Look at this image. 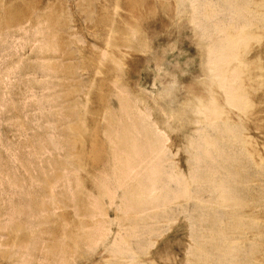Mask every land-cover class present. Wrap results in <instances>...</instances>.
<instances>
[{
  "label": "rangeland",
  "instance_id": "obj_1",
  "mask_svg": "<svg viewBox=\"0 0 264 264\" xmlns=\"http://www.w3.org/2000/svg\"><path fill=\"white\" fill-rule=\"evenodd\" d=\"M0 264H264V0H0Z\"/></svg>",
  "mask_w": 264,
  "mask_h": 264
},
{
  "label": "bare ground",
  "instance_id": "obj_2",
  "mask_svg": "<svg viewBox=\"0 0 264 264\" xmlns=\"http://www.w3.org/2000/svg\"><path fill=\"white\" fill-rule=\"evenodd\" d=\"M249 8H250V7H249ZM206 9H207V8H206ZM207 10H208V9H207ZM244 10H245V9H244ZM206 13H207V12H206ZM210 13H211V12H210ZM249 13H250V12H249ZM207 14H208V13H207ZM251 14H253V13H251ZM260 17H261V16H260ZM250 20H251V18H250ZM251 21H252V20H251ZM252 24H253V23H252ZM233 27H234V26H233ZM241 27H242V26H241ZM248 27H249V26H248ZM248 27H247V28H248ZM251 27H252V26H251ZM259 27H260V26H259ZM234 28H235V27H234ZM243 28H244V30H245L246 27H243ZM243 28H238V29H242V31H243ZM234 31H235V30H234ZM242 31H241V32H242ZM245 32H247V29L245 30ZM248 32H249V31H248ZM47 33H48V32H47ZM52 33H53V32H52ZM229 33H230V31H228V34H229ZM225 34H226V38H227V37L229 38V35H228L227 33H225ZM230 34L233 35V33H230ZM238 34H241V33H238ZM238 34L236 33V35H238ZM261 34H262V33H261ZM232 35H230L231 37H230L229 39H232ZM236 35H235L234 37H236ZM242 35H243V33H242ZM242 35H241V36H242ZM244 35H245V34H244ZM246 35H250V34H247V33H246ZM239 37H240V35H239ZM246 37H247V36H246ZM246 37H245V38H246ZM256 37H257V36H256ZM241 38L243 39L244 36H243V37H240V38H238V36H237V39H238V40H237L236 38H234V39L237 40V41L234 40V41L232 42V40H233V39H232L231 42H232L233 44H231V45H229V46L231 47V46H234V45H238L237 42H241V41H240ZM249 38H250V37H249ZM249 38H247V39L249 40ZM229 39H228V40H229ZM242 39H241V40H242ZM243 40H244V39H243ZM243 40H242V42H241L242 44H243V42H244ZM248 40H246V41H248ZM246 41H245V42H246ZM226 42H228L227 39H226ZM229 42H230V41H229ZM229 42L226 43V44L228 45ZM231 42H230V43H231ZM234 42L237 43V44H235ZM245 42H244V43H245ZM246 44H247V42H246ZM227 45H226L225 48H227V50H229L228 48H230V47H228ZM238 46H239V45H238ZM245 46H246V45H245ZM240 47H241V45L239 46V48H240ZM231 48H233V47H231ZM231 48H230V51L232 50ZM235 48H236V49H235ZM237 48H238V47L234 46V48H233L234 51H233V52H235L236 50H238ZM243 48H244V47H242V49H243ZM242 49H241V50H242ZM241 50H240V51H241ZM231 52H232V51H231ZM233 52H232V53H233ZM238 52H239V50H238ZM238 52H237V53H238ZM232 53L230 54L229 51H228L227 54L230 55L231 59L229 58V55H228V57L225 56V57H227V58H225V59H226L225 61H227V62H228V61H231L230 63H232L234 60L237 61V58L232 56V55H234V53H233V54H232ZM237 53H235L236 56L239 55V53H238V54H237ZM240 54H241V53H240ZM235 55H234V56H235ZM232 57H233V58H232ZM260 57H261V56H260ZM228 58H229V60H227ZM234 58H235V59H234ZM232 60H233V61H232ZM249 60H250V59H249ZM239 61H240V60H239ZM243 63H244V62H242V64H243ZM245 63H247V62H245ZM225 64H226V63H225ZM228 64H229V63H228ZM235 66H236V65H235ZM236 68H237V67H236ZM223 70H224V69H223ZM227 70H228V68H227ZM229 71H230V70H229ZM235 71H236V70H235ZM223 72H224V71H223ZM223 72H222V73H223ZM226 72H227V71H226ZM231 72H233V71H231ZM237 72H240V70H239V71L237 70L236 73H237ZM231 75H232V74H231ZM240 75H241V74H240ZM236 76H237V75H236ZM225 77H226V75H225ZM233 77H234V76H233ZM238 79H239V78H238ZM234 81H235V79H234ZM223 83H225V82H222L221 84L224 85ZM244 83H245V82H244ZM225 84H226V83H225ZM235 84H236V83H235ZM227 85H228V84H227ZM227 85H224V86H227ZM224 86H223V87H224ZM209 88H210V87H209ZM239 88H240V87H239ZM234 89H235V88H234ZM230 90H231V89H229V91H230ZM239 90H240V89L237 88V91H236V90H235V91L238 92ZM224 92H226V90H225ZM236 92L234 93V91H232V92L230 91L229 93H234V94H236ZM244 92H245V91H244ZM214 93H215V92H214ZM216 93H217V92H216ZM229 93H226V94H227L228 96H230ZM239 93H241V91H239ZM248 93H249V92H248ZM250 93H251V92H250ZM232 95H233V94H232ZM232 95H231V97H232L233 99H235L236 97H234V96H232ZM228 96H227V97H228ZM122 97H123V96H122ZM199 97H200V96H199ZM214 97H216V96H214ZM214 97H213V98H214ZM237 97H238L237 99H239V97H241V98L244 99V96H238V95H237ZM248 97H249V95H248ZM119 98H120V97H119ZM241 98H240L239 100H241V101L244 102V100H242ZM128 99H129V98H128ZM128 99H127V98H121V99H119V100H121L120 103H122V104L124 105V106H123V105L121 104V106H123V109H124L126 106H128V108H129V106H131V102H130V100H128ZM198 99H199V98H198ZM228 99H230V98H228ZM228 99H226V100H227L228 102H230ZM233 99H232V100H233ZM239 100H237V101L235 100L236 102L234 101V102H232V103H237V105H239ZM247 100H248V99H247ZM249 100H250V99H249ZM243 102H241V103H243ZM230 103H231V102H230ZM241 103H240L239 106H242ZM250 103H252V102H250ZM216 104H217V103H216ZM230 105H231V104H230ZM121 106H120L119 108H121ZM212 106H213V105H212ZM217 106H218V105H217ZM234 106L236 107V104H235ZM131 107H132V106H131ZM219 107H221V106H218V108H219ZM126 108H127V107H126ZM207 108H208V107H207ZM221 108H222V107H221ZM223 108H224V107H223ZM237 108H238V107H237ZM121 109H122V108H121ZM121 109H120V110H121ZM123 109H122V111H124ZM208 109H209V108H208ZM214 109H215V108H214ZM214 109H213V110H214ZM216 109H217V108H216ZM111 110H112V109H111ZM115 110H116V109H115ZM115 110H113V111H115ZM126 110H127V109H125V111H126ZM130 110H132V109L130 108ZM130 110H129V112H130ZM241 110H242V108H241ZM208 111H209V110H208ZM217 111H218V110H217ZM111 113H112V112H111ZM115 113H117V112H115ZM205 113H206V112H205ZM207 113H208V112H207ZM226 113H227V112H226ZM112 114H113V113H112ZM122 114H124V113H122ZM122 114L118 115V117H120ZM209 114H211V113H209ZM214 114H215V112H214ZM214 114H213V116H214ZM223 115H224V114H223ZM112 116H113V115H112ZM207 116H208V114L206 115V117H207ZM116 117H117V116H116ZM121 117H123V116H121ZM124 117H125V116H124ZM208 117H209V116H208ZM112 118L114 119V117H112ZM209 118H211V116H210ZM223 118H224V117H223ZM229 118H230V117H229ZM229 118H228V119H229ZM119 119H120V118H119ZM119 119H118V120H119ZM123 119H124V118H123ZM230 119H231V118H230ZM121 120H122V119H121ZM110 121H112V120L110 119ZM122 121H124V120H122ZM112 122L115 124L114 121H112ZM125 122H126V121H125ZM110 123H111V122H110ZM123 123H124V122H123ZM128 123H129V122H128ZM120 124H122V122H121ZM124 124H127V122L124 123ZM112 126L114 127V125H112ZM118 126H119V124H118ZM118 126H116V127L118 128ZM122 126H123V125H122ZM122 126H121V128H122ZM131 126H132V125H131ZM236 126H237V125H236ZM124 127H125V126H124ZM126 127H128V125H127ZM114 128H115V127H114ZM117 128H115V129H117ZM229 128H230V127H229ZM78 129H79V128H78ZM112 129H113V128H112ZM122 129H123V128H122ZM122 129H121V130H122ZM124 129H125V128H124ZM124 129H123V132H124ZM129 129H130V127H129ZM131 129L134 130V129H136V128L132 127ZM137 129H138V128H137ZM79 130H80V129H79ZM121 130H120V131H121ZM132 130H131V131H132ZM107 131H108V130H107ZM114 131H115V130L113 129L112 133H113ZM116 131L118 132L119 130H116ZM125 131H126V130H125ZM82 133H84V132H82ZM82 133H81V135H82ZM108 133H110V132H108ZM112 133H110V135H112ZM128 133H132V132L129 131ZM128 133H127V134H128ZM79 134H80V133H79ZM120 134H121L122 136H124L122 133H120ZM136 134H137V133H136ZM242 134H243V133H242ZM131 135H132V134H131ZM131 135H130V136H131ZM235 135H236V134H235ZM122 136L119 135V136H118V137H119L118 139H120V137H122ZM128 136H129V135H128ZM130 136H129V137H130ZM135 136H136V135H135ZM254 136H255V135H254ZM214 137H215V136H214ZM68 138H69V137H68ZM123 138H124V137H123ZM131 138H132V136H131ZM131 138H130V139H131ZM133 138H134V137H133ZM217 138H218V137H217ZM251 138H252V137H251ZM69 139H70V138H69ZM69 139H68V140H69ZM124 139H126V138H124ZM124 139H123V140H124ZM130 139H127V140H130ZM214 139H215V138H214ZM236 139H237V138H236ZM74 140H76V139L74 138ZM74 140H73V141H74ZM77 140H78V139H77ZM120 140H122V139H120ZM127 140H126L127 145H128V146L130 145V148L133 147V146H131V143H130V144L128 143L129 141H127ZM134 140H135V138H134ZM134 140H131L130 142H132V141H134ZM78 141H79V140H78ZM78 141H77V142H78ZM246 141H247V140H246ZM126 142H124V145H123V146H121V145H122V142L119 143V144H120V147H123V148H122V152H123L124 150L128 152V150H129L128 153H127V152H124V153L131 154L132 152H130V151H134V153H135V149L132 150L133 148H132V149L128 148L127 145H126ZM137 142H138V140H137ZM211 142H212V141H211ZM71 143H72V142H71ZM132 143H133V142H132ZM212 143H213V142H212ZM238 143H239V142H238ZM74 144H75V141H74ZM136 144H137V143H136ZM136 144H135V145H136ZM72 145H73V144H72ZM133 145H134V143H133ZM135 145H134V146H135ZM213 145H214V144H213ZM217 145H219V144H217ZM137 146H138V145H137ZM126 147H127V148H126ZM141 147H142V146H141ZM73 149H74V148H73ZM118 149H119V148H118ZM126 149H127V150H126ZM140 149H141V148H140ZM120 150H121V149H120ZM136 151H137V150H136ZM119 152H121V151H119ZM249 152H250V151H249ZM72 153H73V152H72ZM77 153H78V152H77ZM124 153H123V154L121 153V156H119V157H121V158L124 157V155H125ZM127 154H126V155H127ZM132 154H133V153H132ZM118 155H119V154H118ZM122 155H123V156H122ZM126 155H125V156H126ZM116 156H117V154H116ZM116 156H115L114 158H116ZM129 156H130V155H128V157H129ZM130 157H132V155H131ZM117 158H118V156H117ZM121 158H120V159H121ZM124 158H126V157H124ZM124 158H122L123 161H125L126 159H129V158H126V159L124 160ZM77 159H78V158H77ZM120 159H119V161L121 162L122 160H120ZM132 159H133V158H132ZM116 160H117V159H116ZM129 160H131V159H129ZM129 160H128V161H129ZM119 161L117 162L118 164H119ZM117 163H115V166H118ZM120 164H121V163H120ZM124 164H129V163H124ZM115 166H114V167H115ZM79 167H80V166H79ZM120 167H122V164H121V166H118V168H120ZM116 168H117V167H116ZM124 168H125V167H124ZM80 169H81V168H80ZM112 169H113V168H112ZM119 170H120V169H119ZM119 170H118V171H119ZM114 171H115V168H114ZM119 172H120V171H119ZM105 173H106V172H105ZM114 173H116V172H114ZM112 174H113V172H112ZM115 175H116V174H115ZM117 175H118V173H117ZM121 175H122V173H121ZM103 176H104V175H103ZM105 176H106V175H105ZM110 176H111V175H110ZM119 176H120V175H119ZM122 176H123V175H122ZM120 177H121V176H120ZM123 177H124V176H123ZM106 178H107V177H106ZM108 178H109V177H108ZM103 179H104V178H103ZM111 179H112V178H111ZM111 179H110V180H111ZM119 179H120V178H119ZM121 179H122V178H121ZM122 180H124V178H123ZM122 180H120V182H121ZM108 181H109V180H108ZM112 182H113V181H112ZM78 183H80V182H78ZM102 184H103V183H102ZM122 184H124V182H123ZM137 184H139V183H137ZM78 185H79V184H78ZM78 185H77V186H78ZM105 185H106V184H104V186H105ZM108 185H109V184H108ZM119 185H120V183H119ZM100 187H101V186H100ZM106 187H107V185H106ZM127 187H128V186H127ZM135 187H136V189H140V188H137V186H135ZM135 187H134V188H135ZM136 189H135V190H136ZM223 191H225V190H223ZM228 191H229V190H228ZM96 192H97V191H96ZM107 192H108V191H107ZM127 192H128V191H127ZM139 192H140V191H139ZM80 193H82V192H80ZM105 193H106V192H105ZM130 193H131V192H129L128 194H130ZM228 193H229V192H228ZM228 193H227V194H228ZM223 194H224V193H223ZM231 194H232V193H231ZM130 195H131V194H130ZM136 195H137V194H136ZM228 195H229V194H228ZM96 196H98V198H99L100 195L97 194ZM96 196H95V197H96ZM131 196H132V195H131ZM131 196H130V197H131ZM140 196H141V195H140ZM86 197H87V196H86ZM100 197H102V196H100ZM233 197H234V196H233ZM96 198H97V197H96ZM98 198H97V199H98ZM124 198H125V200H126V197H124ZM221 198H222V197H221ZM97 199H96L95 201H96V203H99V202H97V201L100 200V199H98V200H97ZM227 199H229V198H227ZM234 199H235V198H234ZM131 201H134V199L131 200ZM135 201H137V200H135ZM135 201H134V203H136ZM129 202H130V201H129ZM130 203H131V202H130ZM134 203H133V204H134ZM231 203H232V201H231ZM82 204H83V203H82ZM94 204H95V203H94ZM128 204H129V203H128ZM131 204H132V203H131ZM131 204H130V206L133 205V204H132V205H131ZM136 204H137V203H136ZM96 205H97V204H96ZM134 205H135V204H134ZM134 205H133V206H134ZM126 206H128V205H126ZM133 206H132V208L137 207V205H135L134 207H133ZM128 207H129V206H128ZM129 208H130V207H129ZM132 208H131V209H132ZM128 211H130V210H128ZM123 213H124V212H123ZM126 213H127V212H126ZM52 247H53V246H52ZM53 249H54V248H53ZM57 249H58V248H57ZM50 250H51V248H50ZM50 250H49V251H50ZM61 250H62V249H61ZM61 250H60V251H61ZM52 251H53V250H52ZM52 251H51V252H52ZM54 251H55V250H54ZM62 252H63V250H62ZM62 252H61V253H62ZM55 253H56V252H55ZM57 254H58V250H57ZM59 255H60V253H59ZM61 256H62V254H61ZM66 259H67V258H66Z\"/></svg>",
  "mask_w": 264,
  "mask_h": 264
}]
</instances>
